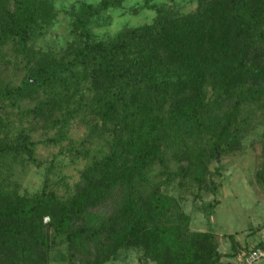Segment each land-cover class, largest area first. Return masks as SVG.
I'll use <instances>...</instances> for the list:
<instances>
[{"label":"trees","instance_id":"1","mask_svg":"<svg viewBox=\"0 0 264 264\" xmlns=\"http://www.w3.org/2000/svg\"><path fill=\"white\" fill-rule=\"evenodd\" d=\"M121 2L81 3L70 11L73 40L57 57L30 47L53 26L52 2L0 0V49L10 47L31 64L19 85L0 83V175L21 161L38 165V142L30 130L50 113L62 118L57 136L47 140L67 145L45 166L36 193L0 192L7 202L0 207V249L22 250L28 238L44 251L52 245L65 249L68 264H75L82 242L103 234L111 251L144 243L156 257H165L159 264H177L193 239L213 240L209 232H189L180 212L174 222L159 223L165 201L147 172L154 164L162 169L167 149L182 147L181 154L188 141L203 139L212 147L208 157L215 159L223 140L226 145L239 140L243 109L264 103V0H199L195 12L183 14L145 0L154 12L151 23L96 38L92 28L106 24L107 13ZM39 95L33 107L20 109ZM78 120L87 134L77 142L66 128ZM95 142L101 147L93 148ZM67 155L88 164L80 171L82 184L60 197L50 174L54 161ZM134 179L147 184L148 200L139 201ZM123 194L99 227L74 225L90 209ZM44 216L50 218V239L41 232ZM227 238L232 253L226 256L234 257L240 250L232 234ZM221 256L214 243L208 264Z\"/></svg>","mask_w":264,"mask_h":264},{"label":"rangeland","instance_id":"2","mask_svg":"<svg viewBox=\"0 0 264 264\" xmlns=\"http://www.w3.org/2000/svg\"><path fill=\"white\" fill-rule=\"evenodd\" d=\"M49 1L56 10L53 26L36 37L30 47L33 52H48L60 57L66 53L73 40L69 12L81 3L96 5L101 0ZM144 1L122 0L119 7L107 13L106 24L92 28L93 35L102 39L126 27L151 23L154 12L144 6ZM148 1L152 4H164L179 14L195 12L200 4L199 0ZM29 68L31 64L25 65L22 56L10 47L3 46L0 49V83L19 85ZM42 97L43 95H39L33 100L22 102L19 107L31 108ZM48 118L30 130L31 139L38 142L35 150L38 165L21 161L14 169L1 173L2 194L5 195L11 190L13 194L26 197L36 193L42 186L45 166L55 159L59 149L65 151L67 148L66 142L57 144L47 140L57 136L62 114L50 113ZM241 118L245 123L237 124L239 140L229 145H226L227 139L223 140L215 159L208 157L212 147L203 139H196L188 141L185 146L189 148L181 154L179 153L182 147L167 149L164 167L161 169L159 165L154 164L147 172V179L154 188H159V194L165 201V209L158 219L161 225L170 224L172 220L174 222L176 212H180L187 218L189 232H209L213 236V240L193 239L190 249L177 264H208V251L214 243H217V252L222 255L215 264H232L233 257L226 256L232 253L231 243L227 238L229 234L234 236L236 249L240 251L264 243L263 99L243 109ZM12 121L19 125L16 116ZM66 131L68 137L77 142L87 134L85 123L79 120L71 122ZM228 137L229 134L226 138ZM93 145L95 149L101 147L100 142ZM87 164L88 161L82 162L74 158L71 161L69 155L54 161L50 179L57 195L65 197L74 192L77 185L82 184L80 171L84 170ZM132 182V188H136L141 197L139 201L148 200L147 184L137 179ZM2 194L0 207L4 208L7 202ZM120 197H125V194L90 209L80 219H75L74 225L86 223L95 228L99 227L115 212L118 206L116 202H119ZM10 202L13 203V199H10ZM56 215L57 211L55 217ZM49 221V216L43 217L41 232L50 239L52 229ZM111 245V240H104L103 234L96 239L86 238L74 253L75 264H159V261H165V257H156L149 252L144 243L125 245L115 251H111ZM169 261L167 259V262ZM0 264H68V258L63 248L52 245L49 251H44L35 247L27 238L22 242V250L0 249ZM254 264H264V257Z\"/></svg>","mask_w":264,"mask_h":264},{"label":"built area","instance_id":"3","mask_svg":"<svg viewBox=\"0 0 264 264\" xmlns=\"http://www.w3.org/2000/svg\"><path fill=\"white\" fill-rule=\"evenodd\" d=\"M264 257V243L261 246L252 247L247 250L239 251L233 257L232 264H254L257 260Z\"/></svg>","mask_w":264,"mask_h":264}]
</instances>
